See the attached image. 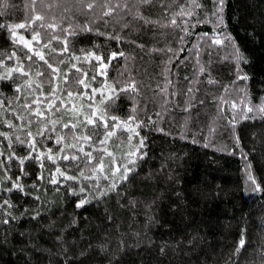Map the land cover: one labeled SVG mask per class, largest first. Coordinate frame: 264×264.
Segmentation results:
<instances>
[{"label": "trees", "instance_id": "1", "mask_svg": "<svg viewBox=\"0 0 264 264\" xmlns=\"http://www.w3.org/2000/svg\"><path fill=\"white\" fill-rule=\"evenodd\" d=\"M88 2L0 0V77L20 64L28 72L0 79V133L7 135H0V264H264V0H223L219 10L217 0H196L199 6L192 0H158L156 9L144 14L164 25L174 18L178 26L135 30L99 19L92 23L94 14L84 7ZM181 8L191 15L173 16ZM36 15L43 20L33 23ZM19 24L27 27H14ZM36 32L41 42L33 41V50L43 51L60 70L54 82L47 65L26 58L31 53L20 38L29 41ZM117 35L119 40L110 38ZM50 36L66 37L69 52L48 55L44 44L63 46ZM213 39L222 43L215 45ZM88 52L105 57V63L113 52L124 55L112 60L106 77L92 80L97 62L83 61ZM73 64L88 72L90 88L76 83L83 77ZM129 77L137 82L138 93L119 92L110 107L100 103L99 93L88 99L91 89L103 90L107 82L118 90ZM157 85H167V95ZM53 87L60 111L54 108L46 115L60 123L53 127L45 121L39 127L47 125L49 131L35 138L39 152L56 157L55 163L45 157L41 167L34 152L21 172L19 159L30 148L16 139H26L21 131L25 122L17 117L37 119L21 105L49 96ZM75 109L80 116L73 115ZM92 111H104L109 124L110 117L126 121L133 115L142 122L131 144L143 139L144 147L136 163L128 165L133 171L127 180L114 190H108L113 179L104 178L107 172L85 179L81 169L92 173L83 161L63 159L75 152L65 147L76 143L73 134H87L90 126L71 130L62 125ZM30 130L35 135L37 124ZM104 131L96 129L91 147H106L117 165L127 164L130 133L116 129L101 145ZM60 136L65 139L57 143ZM91 147L84 144L85 151ZM58 167L78 180L58 176V184L50 183ZM41 174L43 179H37ZM17 177L22 192L13 188ZM101 190L107 195H98ZM81 199L88 202L77 207Z\"/></svg>", "mask_w": 264, "mask_h": 264}, {"label": "snow or ice", "instance_id": "2", "mask_svg": "<svg viewBox=\"0 0 264 264\" xmlns=\"http://www.w3.org/2000/svg\"><path fill=\"white\" fill-rule=\"evenodd\" d=\"M37 0H32V3L35 5ZM79 3L84 4V0H78ZM194 6H199L196 2V0H192ZM158 0H90V2L86 3L84 7L89 12H92L94 14V19L92 23H95L96 19H99L102 21L105 25L108 24H114V25H119L121 29L133 27V30L136 28L142 26V25H159V27H172V26H178L176 20L173 18L169 21L167 25L160 24L159 21H153L149 18V16L144 14V11L147 10L149 12L153 11L157 7ZM223 4V0H217V7L219 10V7ZM162 7H166L164 5H161ZM191 15V12L185 13V10L183 8L180 9L179 12L173 13V16L177 15ZM215 14V13H214ZM43 20V17L40 15H36L34 17L33 23L35 21H41ZM41 27H46L47 29H51L53 31L56 30L57 25L55 24H48V25H40ZM0 27H3L0 25ZM14 27L18 28H26V24H19L15 25ZM83 31H91L92 29L90 28H82ZM61 31L67 32V29H61ZM13 36L16 35L15 31L12 32ZM69 35H74L75 32H69ZM40 32H36L34 35H32L31 40L25 41L23 37L20 38V41L23 43L24 47L28 49V51L31 53V55H28L26 58L29 61H32L35 58H38L39 61H42L45 65H47V68L50 70V75L52 78V81L54 82L57 77L60 75V70L58 67H54L53 63H50L48 59H46V54L43 51H34L33 50V44L32 42L35 41L37 44H39L40 41ZM110 38L112 39H117L119 40L120 37L117 36H111ZM50 40L55 39L57 40V43L62 44V48L60 49H55L52 48L50 43L44 44V48L49 49L48 55H52L53 53L59 55V56H64L66 53L69 52L68 48V43H67V38L65 37L64 40H61L57 36H50ZM213 44L215 45H220L222 43L221 40L219 39H213L212 41ZM138 47H141L143 49V45H138ZM163 51V50H161ZM168 51H172L171 49H168ZM14 55V54H13ZM123 52H113L110 54V56L107 58L108 63H105V57L101 55H96L93 52H88L84 55L83 61H88L91 62L92 60H95L97 62V65L95 67V74L91 76L92 80H95L98 76H107V68L108 65L111 64L112 60L117 59L118 56H123ZM12 57H9L11 59ZM72 59L74 60H81L82 58L79 56H72ZM63 60H59L58 63H63ZM72 67L75 69L77 73H82L83 78H77L76 83L79 85L84 86L85 88H90V85L86 83V78L88 77V72H82V69L79 67H76L75 64L72 65ZM201 71L203 69L201 68ZM13 72H17L22 76H27L28 72L24 70L23 64L17 65L14 68L8 69L6 72L5 77H0L2 78H7L12 75ZM37 75L43 76L44 73L40 72L37 73ZM123 75V73H121ZM64 83H67V73L64 74ZM119 83V81H117ZM168 84H171V81H167ZM31 85L28 84V87ZM39 87V86H38ZM157 88L159 89V92L161 94L167 95V85L164 88H160L159 85H157ZM20 89H17V92H19ZM193 90L192 88H188V92L191 93ZM119 92H129V93H138V87H137V82L135 81L134 78L129 77L122 85L121 87L117 90L113 85L108 84L105 82L104 89H91V95L88 96V99L94 100L95 96L97 93L100 94L101 104H108L110 107V102L113 100L115 96L118 95ZM57 93V88L53 87L50 90L49 96L40 98V97H34L31 101L24 103L21 105L23 109L29 112V115L37 118L35 120H30L28 116H18L17 119L23 120L24 126L21 127V131L25 132L26 139L22 140L20 139L19 136L16 137L17 141L21 144L27 143L28 147L30 148L29 153L19 159V165H20V170L23 172V166L25 164V161L28 160H33V153H37L35 156V159L37 161H41V167H43L42 160L43 158H47L48 160H52L53 163H55L56 157H53L52 155L48 153H41L39 152V149L37 148V141H36V136H44L47 131H49L47 125H45L43 128H40V124H44L45 121H47V124L53 125V127L60 123V119L58 118L57 120H52L49 116L46 115V113L52 112V110L55 108L56 111H60V108L56 106V99H59L58 96H56ZM107 93V94H106ZM69 98L73 97L72 92L67 93ZM82 96H87V93L80 94ZM49 97H55V99H50ZM45 100H47V104L45 105ZM167 103V101H165ZM3 102L0 101V106H2ZM35 105L36 107H33ZM41 105H44L42 108ZM61 105H63V101H61ZM91 108L92 105H89ZM232 108H236V104H232ZM261 111H264V109H260ZM247 111H252L251 108H247ZM133 112H135V109H133ZM54 114V113H53ZM73 115L74 116H80L81 112L79 109L73 110ZM159 115V113H157ZM113 121L112 124H109L108 120L104 119V111H99V114H97V111H92L85 119H77L75 122H66L62 126L64 128H68L71 130H76L80 127L84 128H89L90 126V131L87 134L81 133L80 135H75L73 134L72 139L76 141L74 144H68L65 147L66 148H72L75 149L74 154L71 156L65 154L63 156L64 160H71V161H83L84 166L86 169H89L92 173V175H86L85 171L83 169L80 170V177H84L85 179H92L95 177L96 173L103 174L105 172L108 173L107 176H105V179H108L111 177L113 179V183L109 185L108 190H114L116 187V184L122 180H127L128 175L133 169L129 167L128 165H134L136 163V160L134 157H137V154L140 153V149L144 147V141L143 139H139L137 144L132 145L131 141L134 136L138 137L139 133L136 131V128L141 126L142 122H137L135 115L130 116L128 120L126 121H119L118 118L116 117H110ZM149 120L151 118L149 117ZM36 123L37 124V132L35 135L33 132L30 130V126ZM135 125V126H133ZM9 127H13V125L9 124ZM99 127H103L105 129L103 133V138L99 140V144L101 145H106L108 140H110L113 136L116 134V129H124L130 133L128 136V142L130 146V150L126 153V159H127V164H119L117 165L115 157L111 152L107 150V148H102V149H97L95 147H91L93 143V136L97 135L96 129ZM0 135L5 136L7 139V135L4 133H0ZM65 137L60 136L57 139V143L63 142ZM87 143L90 147V151H85L84 150V144ZM79 145V147H77ZM9 146H11V141H9ZM61 151H65L64 148L61 149ZM101 152L102 155L100 156H93V152ZM51 150L49 149V153ZM4 153L0 152V156H3ZM105 157H109V160H106ZM8 159L14 158V154L7 157ZM2 161H0V166H2ZM111 164V167H108L107 165ZM79 168V164L76 165ZM62 177L64 180H70V181H76L78 180V177L76 175H68L66 172L61 171V169L58 167L56 169V173L53 174L50 178V183L52 184H58L59 181L57 177ZM19 177H17L16 181L13 182V188L23 191V185L19 183ZM37 179H43V174L37 177ZM249 180H252V177L249 176ZM252 183L255 184V181L252 180ZM96 188H99V185H95ZM11 190V189H9ZM257 191H259V186L256 187ZM84 189H81V192H83ZM98 195L104 196L107 195V191L101 190L99 191ZM86 202H88L86 199H81L80 202L77 204V207H82ZM7 204V201L4 202ZM244 246V241H240V247Z\"/></svg>", "mask_w": 264, "mask_h": 264}]
</instances>
